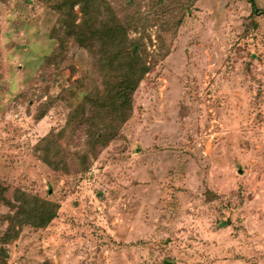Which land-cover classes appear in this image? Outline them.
I'll return each mask as SVG.
<instances>
[{
  "label": "rangeland",
  "instance_id": "obj_1",
  "mask_svg": "<svg viewBox=\"0 0 264 264\" xmlns=\"http://www.w3.org/2000/svg\"><path fill=\"white\" fill-rule=\"evenodd\" d=\"M61 1L0 0V238L16 192L59 207L7 264H264V0L87 4L149 66L120 117L126 60L61 32Z\"/></svg>",
  "mask_w": 264,
  "mask_h": 264
},
{
  "label": "trees",
  "instance_id": "obj_2",
  "mask_svg": "<svg viewBox=\"0 0 264 264\" xmlns=\"http://www.w3.org/2000/svg\"><path fill=\"white\" fill-rule=\"evenodd\" d=\"M248 4L252 9V13L261 12L256 4L255 0H247ZM92 3L93 0H84V4L80 3L81 11L83 13V22L81 24H75L76 17L73 15L71 9H67L68 3L66 0H62L59 4H56L58 16V23L60 28H63L61 32L68 34L70 39H74L78 44L86 49H91L90 51L94 52V55H98L99 62L104 67L107 65L103 64V56L105 50L108 51L109 46L117 47L118 56L115 57V51L112 52L111 59L118 61L119 57L121 60H126L125 66L126 70L123 75V80L118 85L119 91L112 98L106 99L112 108V112L116 115L121 116L127 109L129 112L131 96L136 91L139 86V83L143 80L145 75L149 72V66L146 64L142 55L138 53L137 48L131 52L125 45L123 37L125 33L120 25L117 24L113 13L111 10L102 11L100 8H88L87 4ZM71 13V15H70ZM256 14V15H257ZM103 16L109 18V22L113 20L110 24H107L102 20ZM117 35V36H116ZM77 37V38H76ZM98 44L97 46H95ZM114 44H117L116 46ZM101 45V47H99ZM121 46V48H120ZM95 48H98V51H95ZM92 100V99H91ZM122 108V110H121ZM124 118L120 123H108L104 126V135L111 139L115 137L116 129L120 125L126 122L127 117ZM109 130H113L115 134L109 138ZM110 141V140H109ZM106 142V141H105ZM108 143V142H107ZM99 144L105 145L100 141H92V146ZM5 190L0 185V200L5 201L3 194ZM14 199L19 203L17 206V211L13 215L6 214L4 217L8 221V226L5 233L2 234L0 238V264H7L8 253L5 246L11 244L19 234L21 233L23 227H31L35 230L45 229L57 216L59 207L56 204L40 200L36 197H31L26 195L23 192H16ZM6 204L9 206L10 203L6 201ZM14 208V206H11Z\"/></svg>",
  "mask_w": 264,
  "mask_h": 264
}]
</instances>
